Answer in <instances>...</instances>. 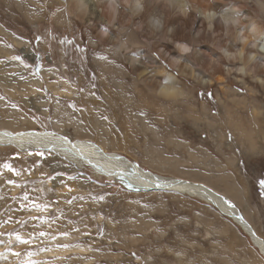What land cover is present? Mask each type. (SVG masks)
I'll return each mask as SVG.
<instances>
[{"label": "rangeland", "instance_id": "rangeland-1", "mask_svg": "<svg viewBox=\"0 0 264 264\" xmlns=\"http://www.w3.org/2000/svg\"><path fill=\"white\" fill-rule=\"evenodd\" d=\"M95 38L75 0H0V127L56 131L101 152H116L153 174L207 183L227 196L264 240L263 136H254L253 149L239 131L217 134L211 124L225 118L221 86L254 101L250 88L264 99L259 83L231 73L233 84L224 79L205 85L163 61L187 84L178 88L193 92L190 103L123 100L120 95L136 98L142 88L135 92L129 63ZM209 51L223 56L222 50ZM104 54L108 66L101 64ZM191 67L205 71L192 56ZM55 85H68L74 93L56 92ZM83 161L42 145L0 144V264H264L249 234L209 200L137 187ZM99 196L104 199H93ZM17 234L29 242L21 243ZM71 247L75 250L65 253Z\"/></svg>", "mask_w": 264, "mask_h": 264}, {"label": "bare ground", "instance_id": "bare-ground-1", "mask_svg": "<svg viewBox=\"0 0 264 264\" xmlns=\"http://www.w3.org/2000/svg\"><path fill=\"white\" fill-rule=\"evenodd\" d=\"M231 1L75 0V8L80 18L88 20L92 32L96 35L95 41L97 40L100 45L105 43L104 50H111V55L122 57L129 63L135 75L133 82L137 81L133 89L136 92L140 87L142 91L136 93V98L132 94L120 95L123 100L137 103L138 100L152 102L168 99L173 103H190V99L194 97L193 92L178 88L187 84L182 83L173 71H168L163 61L174 67L179 75L205 85L222 83L224 79L226 83L233 84L228 78L231 73L242 75L244 79L248 76L259 83L263 88L261 94H264V18L260 14L264 13V6H262L264 0H254L253 7L250 5L253 0H234L235 2L227 7ZM113 4L115 11L111 8ZM68 11L72 13L73 7L70 6ZM93 16L96 18L92 19ZM99 22H105L108 26H99ZM117 31L122 32L124 41ZM178 45L187 47L188 51H182ZM149 46L154 47L160 59L151 52ZM131 50L134 51L131 52ZM209 50H222L223 56ZM24 51L30 54L28 48ZM191 56L200 62L205 71L191 67ZM101 61L102 65L108 66L109 59L105 54L102 55ZM119 76L121 77V74ZM131 77L130 75L129 78ZM106 89L109 88L106 87ZM143 89L148 92L147 95ZM55 91L65 92V95L69 96L74 93L68 85H64L63 88L55 85ZM113 91L112 89L111 92ZM249 92L254 101L249 99V94L246 92L239 97L237 92L221 86L220 93H223L221 103L224 106L225 118L221 122L212 120L211 124L216 133L239 131L245 137L247 146L254 149L256 147L254 136L260 134L264 139V99L258 98L252 88ZM220 93L216 95V99L219 98ZM230 108L235 109L236 116ZM149 111L153 112L152 109ZM9 133L12 135H8ZM17 133H24V135L19 136L16 135ZM55 133L57 132L32 128L13 131L2 126L0 127V144H30L36 147L42 145L73 157L82 156L83 162L94 167L99 173L120 178L137 187L174 189L201 196L240 224L264 256L263 238L227 196L221 194L216 188L197 180L182 177L172 179L153 174L124 160V157L116 152H101L99 148L88 143L78 139L65 140L63 136ZM243 244L244 242L240 241V245L243 246ZM73 250L75 247L65 249V253ZM78 250L81 251V249ZM45 253L51 254V251H45ZM59 255H63V251Z\"/></svg>", "mask_w": 264, "mask_h": 264}, {"label": "snow or ice", "instance_id": "snow-or-ice-1", "mask_svg": "<svg viewBox=\"0 0 264 264\" xmlns=\"http://www.w3.org/2000/svg\"><path fill=\"white\" fill-rule=\"evenodd\" d=\"M178 47H180L182 49V51H184V52H187L188 51L187 47H185V46L178 45ZM13 59L19 60L20 57H18V56L17 57H13ZM13 107H15V105H13ZM8 135H12V134L9 133ZM16 135L23 136L24 133H17ZM29 135H34V133H29ZM64 139L67 140V137H64ZM37 155H42V153H37ZM2 167L4 169L10 171V172H15V170L12 168V166L9 163H4L2 165ZM69 179H73V178L72 177H69ZM9 183H11V181H9ZM259 183H260V186L262 188H264V180H261ZM262 195H264V193H262ZM24 199L25 200L28 199L27 195H25ZM80 199H83V197H80ZM93 199L103 200L104 197L103 196L93 197ZM225 202L227 203V201H225ZM69 203H71V201H69ZM32 206L34 208H37V209L41 208V205L40 204H36V203H33ZM44 235H46L44 232H41L40 233V236H44ZM65 235H66V233H65ZM16 239L19 240L23 244H27L29 242L28 240L22 239L18 234L16 235ZM59 246L65 247V248L68 247V245H59ZM14 255H18V253H14ZM29 264H31V262H29Z\"/></svg>", "mask_w": 264, "mask_h": 264}, {"label": "clouds", "instance_id": "clouds-1", "mask_svg": "<svg viewBox=\"0 0 264 264\" xmlns=\"http://www.w3.org/2000/svg\"><path fill=\"white\" fill-rule=\"evenodd\" d=\"M262 6H264V3H262ZM112 11H115V5H111Z\"/></svg>", "mask_w": 264, "mask_h": 264}, {"label": "water", "instance_id": "water-1", "mask_svg": "<svg viewBox=\"0 0 264 264\" xmlns=\"http://www.w3.org/2000/svg\"><path fill=\"white\" fill-rule=\"evenodd\" d=\"M241 218H242V216H241ZM249 226V225H248Z\"/></svg>", "mask_w": 264, "mask_h": 264}]
</instances>
